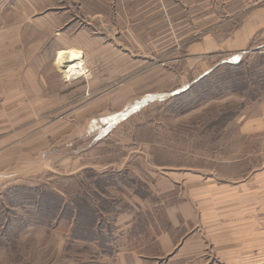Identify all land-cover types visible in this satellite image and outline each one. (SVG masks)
Wrapping results in <instances>:
<instances>
[{"label": "rangeland", "instance_id": "1", "mask_svg": "<svg viewBox=\"0 0 264 264\" xmlns=\"http://www.w3.org/2000/svg\"><path fill=\"white\" fill-rule=\"evenodd\" d=\"M86 1L103 6V0L56 4L71 8L76 26L97 39L93 45L99 47L108 25L92 22ZM125 1L117 10L113 6L111 22L118 35L106 34L112 41L102 59L84 60V51L74 49L84 73L71 79L56 65L54 77L72 88L73 105L57 108L58 135L51 142L56 157L44 156L52 171L43 170L45 166L26 171L14 184L42 185L69 201L84 198L96 208L109 202L120 214H165L166 207L181 205L187 197L192 202L188 179L202 174L219 184L247 187L246 201L225 202L227 214L239 209L264 214V183L260 190L257 185L264 177V36L247 44L235 37L252 8L243 0ZM222 62H240L243 71L236 77L247 83L245 88L225 87L230 81L226 67L197 83ZM95 174L125 176L98 190ZM159 180L163 183L157 186ZM223 207L213 210L224 214ZM101 216L112 218L93 214L90 225L99 227ZM64 227L58 223L52 236L46 227V233L44 228L29 230L6 252L0 245V264H11L12 256L23 259L22 264H81L74 258L87 264L102 257L96 241L73 239ZM116 232L109 233L108 243L124 239ZM82 242L99 249L75 245ZM108 250L111 258L112 247Z\"/></svg>", "mask_w": 264, "mask_h": 264}, {"label": "crops", "instance_id": "2", "mask_svg": "<svg viewBox=\"0 0 264 264\" xmlns=\"http://www.w3.org/2000/svg\"><path fill=\"white\" fill-rule=\"evenodd\" d=\"M47 1L43 6L41 0H3L1 4L0 193L24 178L26 171L34 172L44 166L43 170L52 171L46 166L44 156L56 157L51 142L58 135L57 108L73 105L72 88L67 86L66 80H59L58 84L54 77L58 73V54L75 52L81 65L82 58L75 50L84 51V60L87 57L102 59L103 51L110 47L106 44L112 41L106 34L113 33L109 35L113 38L118 35L111 20L115 15L113 6L117 10L123 0H103L99 9L86 1L87 15L92 22L108 25L99 47L93 45L97 39L76 26L71 8L57 6V0ZM245 17L235 37L239 35L247 44L256 36V39L264 36V6L252 8ZM42 123L47 124L43 129ZM188 181L192 183V202L187 197V202L181 205L166 207L165 214H119L114 231L124 239L118 238L112 243L111 258L101 249L102 257L89 259L87 264H264V214H248L244 209L227 214L225 210V202L247 200L248 192L243 191L247 187L242 183L219 184L216 179L202 174L193 175ZM257 182L260 190L264 177ZM162 183L163 180H159L156 185ZM136 203L141 204L140 200ZM217 205L224 206V214L213 210ZM40 228L45 229L32 226L19 236ZM54 230H49L50 236ZM88 244L75 245L80 249H99L95 244ZM7 249L9 245L4 246L5 252ZM11 259V264L23 262L13 256ZM73 260L86 264L83 258Z\"/></svg>", "mask_w": 264, "mask_h": 264}, {"label": "trees", "instance_id": "3", "mask_svg": "<svg viewBox=\"0 0 264 264\" xmlns=\"http://www.w3.org/2000/svg\"><path fill=\"white\" fill-rule=\"evenodd\" d=\"M240 66V62L235 64L233 62L219 63L205 76L196 81L201 83L211 74H215L219 68L226 67L230 81L225 84V87H229L234 91L240 90V88H245V85H247V83L239 82L236 77L237 74L243 71ZM233 71L236 74H233ZM186 91L188 89L184 92ZM95 175L94 183L98 190L115 185L117 180L125 176L123 175L120 178L114 176L109 179V176L101 177L98 174ZM125 180H128V178ZM93 214H109L112 218L108 220L101 216L106 220L104 221L100 218V226L94 227V225H90L96 219ZM119 214L115 208L111 207L109 202L100 208H96L84 198L75 196L69 201L64 196L42 185H9L0 193V245L14 246L22 231L29 227L44 226L49 231L56 229L58 223L64 222L66 227L63 230L70 229L69 236L71 238L84 242L96 241L100 248L107 252L113 243H108L110 241L109 233L111 231L112 233L114 232V223ZM76 219V223L73 224L72 221ZM84 224H87V227L84 228Z\"/></svg>", "mask_w": 264, "mask_h": 264}, {"label": "bare ground", "instance_id": "4", "mask_svg": "<svg viewBox=\"0 0 264 264\" xmlns=\"http://www.w3.org/2000/svg\"><path fill=\"white\" fill-rule=\"evenodd\" d=\"M57 65L62 69L61 72L69 78H76L84 73L80 58L75 52H60Z\"/></svg>", "mask_w": 264, "mask_h": 264}, {"label": "built area", "instance_id": "5", "mask_svg": "<svg viewBox=\"0 0 264 264\" xmlns=\"http://www.w3.org/2000/svg\"><path fill=\"white\" fill-rule=\"evenodd\" d=\"M247 8L264 6V0H243Z\"/></svg>", "mask_w": 264, "mask_h": 264}]
</instances>
